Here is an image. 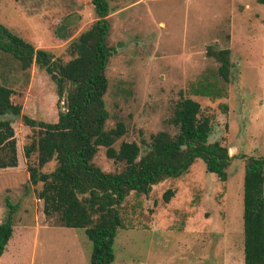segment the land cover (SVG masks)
<instances>
[{"label":"rangeland","instance_id":"rangeland-1","mask_svg":"<svg viewBox=\"0 0 264 264\" xmlns=\"http://www.w3.org/2000/svg\"><path fill=\"white\" fill-rule=\"evenodd\" d=\"M112 11L106 77V129L126 133L114 145L148 143L161 131L181 96L212 117L209 142L232 157L225 182L197 160L178 179L147 194L131 192L120 208L112 264H244V158L264 157V4L254 0H107ZM96 20L90 0H0V24L35 48L67 61L68 43ZM208 46L230 51L226 96L194 95L192 86L218 64ZM0 75L13 89L20 115L55 123L63 110L50 77L35 66L23 71L0 51ZM5 85V86H6ZM21 116L12 127L18 165L0 170V223L12 207L13 234L0 264H89L91 243L83 230L38 220V186L29 183ZM94 163L104 172L121 166L99 148ZM34 163V158L30 164ZM53 164L45 170H50ZM172 191L168 202L163 195Z\"/></svg>","mask_w":264,"mask_h":264},{"label":"trees","instance_id":"trees-1","mask_svg":"<svg viewBox=\"0 0 264 264\" xmlns=\"http://www.w3.org/2000/svg\"><path fill=\"white\" fill-rule=\"evenodd\" d=\"M254 1L264 4V0ZM90 2L96 20L68 43L67 61L35 48L0 24V51L21 70L35 66L49 76L58 101H66L55 123L21 116V106L11 102L13 89L0 75V170L18 165L12 123L21 116L29 183L40 186L38 220L45 225L54 220L55 227L83 230L91 243L89 264H112L115 238L123 226L120 208L131 192L147 195L159 183L182 177L197 160L203 161L208 173L225 182L232 157L218 141L209 142L212 117L197 101L185 96L180 97L168 120L173 133L152 134L142 147L124 141L114 147L126 131L121 122L106 129V70L115 53L109 41L112 9L107 0ZM206 56L218 67L198 80L191 92L210 99L224 98L225 84L231 77L230 51L208 46ZM99 148L105 149V157L121 166L120 170L104 172L94 163ZM241 158L245 162L244 264H264V157ZM50 164L53 167L45 170ZM171 196L173 192L166 191L165 202ZM13 213L11 207L0 223V257L13 234Z\"/></svg>","mask_w":264,"mask_h":264},{"label":"water","instance_id":"water-1","mask_svg":"<svg viewBox=\"0 0 264 264\" xmlns=\"http://www.w3.org/2000/svg\"><path fill=\"white\" fill-rule=\"evenodd\" d=\"M63 106L66 107V101L63 102Z\"/></svg>","mask_w":264,"mask_h":264},{"label":"crops","instance_id":"crops-1","mask_svg":"<svg viewBox=\"0 0 264 264\" xmlns=\"http://www.w3.org/2000/svg\"><path fill=\"white\" fill-rule=\"evenodd\" d=\"M9 243V242H8Z\"/></svg>","mask_w":264,"mask_h":264}]
</instances>
